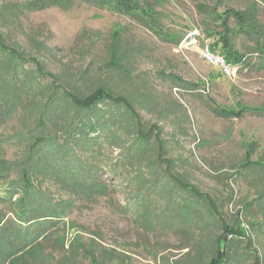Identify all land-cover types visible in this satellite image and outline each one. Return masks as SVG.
Instances as JSON below:
<instances>
[{"label":"rangeland","instance_id":"rangeland-1","mask_svg":"<svg viewBox=\"0 0 264 264\" xmlns=\"http://www.w3.org/2000/svg\"><path fill=\"white\" fill-rule=\"evenodd\" d=\"M8 1L25 3L28 0ZM146 1L162 12L160 21L165 30L183 36L178 44L154 33L132 17L82 0H76L69 8L48 5L27 10L23 25L26 31H32L31 34L54 50L42 56L48 68L53 72L72 74L92 60L100 63L112 29L117 23L127 24L129 39L141 45L144 51L136 70L150 76L159 98L153 111H143L147 125L158 122L163 127V136L167 144L172 145L171 156L180 157L177 168L215 198L220 219L212 216L208 207L197 205L202 217L195 219L193 226L183 223L179 215L182 208L175 200L176 188L165 184L161 190L140 192L142 178L133 177L135 171L124 162L121 150L101 136L94 143L76 145L75 151L83 162L92 166L104 186L98 193L85 197L70 195L60 182L57 186L47 182L52 185L51 191L58 201H67L64 217L36 240L42 241V248L33 249L32 243L22 252L5 258L2 264H46L49 255L61 261L63 255L70 256L77 251L76 264H91L86 253L90 245L96 246L104 259L107 254L119 255L123 264H178L189 261L194 255L192 246L201 238L206 240L208 236L222 232L223 225L233 229L227 236L229 241L235 242L238 231L241 241L251 240L249 249H259L264 259V196L257 197L261 189L255 190V174L251 173L247 178L235 172L244 155L245 141H256L264 149V115L248 112L238 118L216 112L219 105L264 103V57L254 51V42L240 36L236 46L246 54L247 62L224 72L222 66L207 59L203 53L214 40L207 29L217 27L214 14L200 9L199 4L208 6L215 0ZM223 1L224 6L239 9L245 8L248 2ZM260 18L264 22V6ZM193 29L199 30L198 43L186 47L182 41ZM17 33L26 44L22 30ZM175 74L184 83L176 85L170 77ZM177 103L187 109L185 113H180ZM69 114L72 116L71 110ZM17 115L0 124V144L8 159L20 158L24 150L27 128L20 120L21 114ZM37 123L31 115V129H41ZM97 134L94 131L91 135ZM2 193L0 186V195ZM170 194L172 198H169ZM253 197L258 208L246 207ZM144 199L149 205L144 204ZM6 207L0 201V210ZM29 248L33 250L26 252ZM49 260L52 263L53 260ZM252 260L247 254L240 264Z\"/></svg>","mask_w":264,"mask_h":264},{"label":"trees","instance_id":"trees-1","mask_svg":"<svg viewBox=\"0 0 264 264\" xmlns=\"http://www.w3.org/2000/svg\"><path fill=\"white\" fill-rule=\"evenodd\" d=\"M75 1L28 0L21 3L0 0V124L20 113V120L27 128L20 158H6L0 144V186L3 187L0 201L7 206L0 210V264L32 243L33 249L42 248V241L36 240L64 217L67 201H58L51 191L52 185L47 182L56 186L60 182L70 195L85 197L98 193L104 186L92 166L83 162L75 151L76 145L94 143L101 136L121 150L124 162L135 171L133 177L142 178L140 192L161 190L165 184L176 188L175 200L182 208L179 215L183 223L193 226L195 219L202 217L197 205L208 207L212 216L220 219L215 198L177 168L180 157L171 156L172 145L167 144L163 127L158 122L147 125L143 111H153L159 98L150 76L136 70L144 51L141 45L129 39L127 24L117 23L112 29L100 63L92 60L72 74L53 72L46 65L42 56L54 50L31 34L32 31L25 30L23 16L27 10L48 5L69 8ZM82 1L132 17L176 44L183 37L165 30L160 21L162 12L146 0ZM222 6L223 0H215L208 6L199 4L200 9L212 12L216 21V29H207L209 37H214L208 44L211 52L220 55L230 68L246 64V54L236 46V39L242 36L254 42V51L264 57V22L260 18L264 0H248L243 9L224 6L221 10ZM18 30H22L26 44L22 43ZM170 77L176 85L184 83L176 74ZM177 106L181 114L186 112V108L180 107L182 105L177 103ZM216 110L220 115L238 118L248 112L264 115V103L247 105L238 102L235 106L219 105ZM31 115L35 116L41 129H31ZM94 131L98 134L92 136ZM243 150L236 175L243 174L248 178L251 173L255 174V190L261 189L257 197L262 198L264 149L256 141H245ZM13 174L15 176L11 177ZM170 192L174 194L172 190ZM169 198H172L171 194ZM256 202L253 197L245 205L258 208ZM144 204L149 205V201L144 199ZM230 231L233 229L223 225L219 234L208 236L206 240L199 239L198 246H192L193 257L178 264H240L247 254L253 259L248 264H261L264 259L259 249H249L252 241H241L238 231L235 242L229 241ZM78 253L63 255L65 260L61 261L49 255L46 264H76ZM86 253L91 264H123L119 255L107 254L106 259L102 258L94 245H90Z\"/></svg>","mask_w":264,"mask_h":264},{"label":"built area","instance_id":"built-area-1","mask_svg":"<svg viewBox=\"0 0 264 264\" xmlns=\"http://www.w3.org/2000/svg\"><path fill=\"white\" fill-rule=\"evenodd\" d=\"M198 39L199 30L193 29L184 37L182 43H185L186 47H189L190 45H196L198 43ZM203 53L207 59L222 66L225 72H230V67L225 63L224 59L220 55L211 52L209 47H206Z\"/></svg>","mask_w":264,"mask_h":264}]
</instances>
